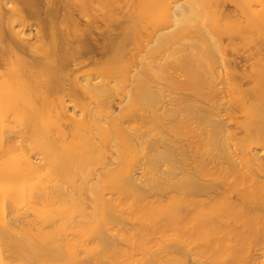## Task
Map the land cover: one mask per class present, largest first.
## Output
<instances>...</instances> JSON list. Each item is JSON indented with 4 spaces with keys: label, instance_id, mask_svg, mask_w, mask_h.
<instances>
[{
    "label": "bare ground",
    "instance_id": "obj_1",
    "mask_svg": "<svg viewBox=\"0 0 264 264\" xmlns=\"http://www.w3.org/2000/svg\"><path fill=\"white\" fill-rule=\"evenodd\" d=\"M0 264H264V0H0Z\"/></svg>",
    "mask_w": 264,
    "mask_h": 264
},
{
    "label": "rangeland",
    "instance_id": "obj_2",
    "mask_svg": "<svg viewBox=\"0 0 264 264\" xmlns=\"http://www.w3.org/2000/svg\"><path fill=\"white\" fill-rule=\"evenodd\" d=\"M32 21V20H31ZM96 31V30H95ZM98 32H99V34H98ZM100 29H97V31H96V34H98L97 36H100ZM96 35H95V37H97ZM100 38V37H99ZM244 55V56H243ZM97 56H99V55H97ZM235 57L236 58V60L237 61H240V64L241 65H247V63H248V65H249V61L247 62L244 58H245V54L244 53H233V55H232V57ZM242 61H244V62H242ZM246 63V64H245ZM91 66L93 67V64L92 63H89V64H87L85 67H84V69H87V68H91Z\"/></svg>",
    "mask_w": 264,
    "mask_h": 264
}]
</instances>
